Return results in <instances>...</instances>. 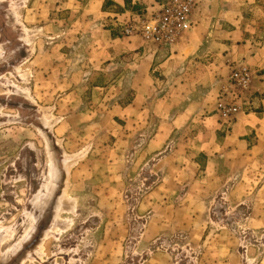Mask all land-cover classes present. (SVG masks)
I'll use <instances>...</instances> for the list:
<instances>
[{
  "label": "rangeland",
  "instance_id": "374dc122",
  "mask_svg": "<svg viewBox=\"0 0 264 264\" xmlns=\"http://www.w3.org/2000/svg\"><path fill=\"white\" fill-rule=\"evenodd\" d=\"M101 1L0 0V264H264L257 67L199 36L198 0L171 47L124 34L133 17ZM259 23L250 45L264 50ZM241 64L252 96L224 124L216 105Z\"/></svg>",
  "mask_w": 264,
  "mask_h": 264
},
{
  "label": "crops",
  "instance_id": "0c3cea01",
  "mask_svg": "<svg viewBox=\"0 0 264 264\" xmlns=\"http://www.w3.org/2000/svg\"><path fill=\"white\" fill-rule=\"evenodd\" d=\"M262 4H264V0H198L194 10V20H192L194 28L199 31V36L203 39L215 36L227 38L231 44L224 45L221 42H211V44L220 48L223 53L228 51L229 54L224 57L228 62L257 67L258 75L255 80L258 81L264 80V60L259 58V53L264 50L256 48L257 44L251 46L250 41L252 36L259 32L260 16H264ZM103 6L107 8V11L103 12H107V15L117 19L131 13H125L123 0H102L101 7ZM209 6L215 7L216 10H209ZM243 7L249 9L245 11ZM260 87H264V83L255 82L253 89L259 91ZM252 124V122L243 120L239 128V135L246 133V130L249 129L246 126ZM235 145L241 152L243 149H248L244 139H237Z\"/></svg>",
  "mask_w": 264,
  "mask_h": 264
},
{
  "label": "built area",
  "instance_id": "2783aa9c",
  "mask_svg": "<svg viewBox=\"0 0 264 264\" xmlns=\"http://www.w3.org/2000/svg\"><path fill=\"white\" fill-rule=\"evenodd\" d=\"M194 6L195 0H169L159 5L157 13L150 18L130 13L133 20L125 24L124 34L140 37L151 46L171 47L189 31ZM254 78L255 74L248 67L242 64L232 67L228 85L221 90L216 105V112L224 124L230 122L250 102Z\"/></svg>",
  "mask_w": 264,
  "mask_h": 264
},
{
  "label": "bare ground",
  "instance_id": "6f19581e",
  "mask_svg": "<svg viewBox=\"0 0 264 264\" xmlns=\"http://www.w3.org/2000/svg\"><path fill=\"white\" fill-rule=\"evenodd\" d=\"M67 160H68V158H67ZM69 165L70 164H68L67 165V167H69ZM56 174H55V169H54V167H53V164H51V180H50V186H49V188H48V194H47V197L50 195V193L52 192V189H53V178H54V176H55ZM66 198V196H64L63 195V198Z\"/></svg>",
  "mask_w": 264,
  "mask_h": 264
},
{
  "label": "trees",
  "instance_id": "16d2710c",
  "mask_svg": "<svg viewBox=\"0 0 264 264\" xmlns=\"http://www.w3.org/2000/svg\"><path fill=\"white\" fill-rule=\"evenodd\" d=\"M124 1V4H125V8L128 9L131 5H133V0H123ZM136 8V5L135 6H131V9L134 10ZM103 11H104V6H103Z\"/></svg>",
  "mask_w": 264,
  "mask_h": 264
}]
</instances>
